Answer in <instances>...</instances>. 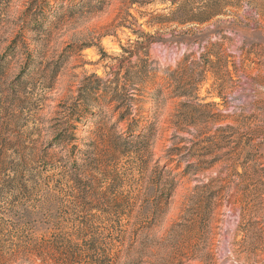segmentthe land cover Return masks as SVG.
Instances as JSON below:
<instances>
[{"label": "rangeland", "instance_id": "rangeland-1", "mask_svg": "<svg viewBox=\"0 0 264 264\" xmlns=\"http://www.w3.org/2000/svg\"><path fill=\"white\" fill-rule=\"evenodd\" d=\"M0 64V264H264V0H0Z\"/></svg>", "mask_w": 264, "mask_h": 264}, {"label": "trees", "instance_id": "trees-1", "mask_svg": "<svg viewBox=\"0 0 264 264\" xmlns=\"http://www.w3.org/2000/svg\"><path fill=\"white\" fill-rule=\"evenodd\" d=\"M44 3V1H43ZM42 6L46 7V9H48V12H51V8L48 7L46 4H43ZM69 9H72L73 6H69L68 7ZM212 16V15H211ZM211 16H209L206 20H202L200 21L199 23H205L207 20H209L211 18ZM26 44L24 43L23 40H18L17 39H14V41L10 44V49L7 51L6 55L4 56V58H8V57H14L15 55H17L21 49H26ZM4 59H1V62H3ZM32 63V61L28 62V64L25 66V68L30 65ZM3 65L0 64V72L2 71L1 67ZM204 68L206 67H211L212 69H218V70H225L226 68V65L225 64H216V65H212L210 62H207L206 64L203 65ZM121 70H123V67L120 68ZM121 70L119 71V74L121 72ZM115 76H119L118 74H115ZM23 77V76H22ZM123 78H128V80H130V73L128 72H125V75L123 76ZM103 82L101 80L97 81L95 83V86L94 87H90V88H87V90H91L93 91V95H96V93H98L99 91H104V93L106 91H110V90H107L106 87L104 88V86H99L101 85ZM115 85H116V88L111 90V91H114L115 94H113L114 96L112 97L113 101L117 102L121 108L122 107H125L127 108V110H125L124 114L121 116L123 118H121L122 120L126 117V116H129L130 115V112H131V107L129 108L127 106L126 100L130 99L131 101H133V98H124L125 95H122V94H119V92H126V88H123L121 86H119L118 84V80L116 79L114 82H113ZM120 87V88H118ZM128 92V91H127ZM107 94V92H106ZM127 97V95H126ZM101 99V98H100ZM99 99V100H100ZM96 101V100H95ZM97 103V102H96ZM98 107H101L100 105H97ZM121 108H118V109H121ZM7 110H5L6 112ZM3 112H4V109H3ZM93 112V111H90V113ZM87 111H82L80 112V114L78 115V117L80 118H85V116L87 115ZM97 116V115H96ZM100 116V115H98ZM120 119V121H122ZM81 121V120H80ZM143 123L144 121H141V120H134L132 124H130L129 126H127V133L125 135H121L119 138L120 139H125V142L124 145L125 146H128L129 143L133 142V139L135 140H141V139H144L146 138L147 134H149L150 132V128H146L144 131H142L141 133L139 134H134V133H137L139 132L142 127H143ZM5 126H6V122H1L0 123V130L3 132L5 130ZM71 127H74V126H71ZM0 131V172L1 170H3V166H5V160H6V153L7 151L11 148V146L14 144L13 142H11L9 140V138L5 137L3 135V133ZM135 135V136H133ZM58 137V136H57ZM65 139H68L67 135L66 137L64 135H61L58 137V140L64 142H67L65 141ZM127 143V144H126ZM74 148H72L73 150ZM71 168L70 170L68 171V179H69V184H71L72 186V189L74 190V192L76 193V196H79V197H83V196H87L89 195V185L87 184V182L84 180V178L82 177V166H76L75 163H71ZM86 199V198H85ZM117 207H120V206H117ZM119 209V208H118Z\"/></svg>", "mask_w": 264, "mask_h": 264}]
</instances>
